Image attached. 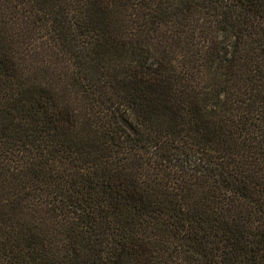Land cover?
Wrapping results in <instances>:
<instances>
[{"label":"trees","instance_id":"obj_1","mask_svg":"<svg viewBox=\"0 0 264 264\" xmlns=\"http://www.w3.org/2000/svg\"><path fill=\"white\" fill-rule=\"evenodd\" d=\"M0 264H264V0H0Z\"/></svg>","mask_w":264,"mask_h":264}]
</instances>
